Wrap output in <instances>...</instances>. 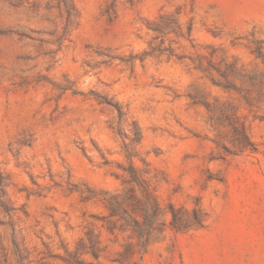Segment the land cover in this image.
I'll return each instance as SVG.
<instances>
[{
    "label": "rangeland",
    "instance_id": "374dc122",
    "mask_svg": "<svg viewBox=\"0 0 264 264\" xmlns=\"http://www.w3.org/2000/svg\"><path fill=\"white\" fill-rule=\"evenodd\" d=\"M15 250L264 264V0H0V264Z\"/></svg>",
    "mask_w": 264,
    "mask_h": 264
},
{
    "label": "trees",
    "instance_id": "16d2710c",
    "mask_svg": "<svg viewBox=\"0 0 264 264\" xmlns=\"http://www.w3.org/2000/svg\"><path fill=\"white\" fill-rule=\"evenodd\" d=\"M131 180L137 181V176L134 173V169L130 171ZM136 202V201H135ZM134 201L129 203L130 210L132 212H139L137 205H132ZM153 208V216L161 214V210L155 204ZM168 210L170 212L171 219L169 221L171 229L175 231H183L190 229L192 227H202L204 225V218L202 210L198 207H193L190 211H186L182 208H176L173 205L169 204ZM122 214L126 216L127 225L131 228L132 232L136 233L140 241H145L149 238L151 234V226L147 213H141L142 220H138L135 217H132L127 212L126 208H122ZM17 256V264H31L27 255L21 253L20 251L15 250ZM95 254V253H94ZM97 257V255H94Z\"/></svg>",
    "mask_w": 264,
    "mask_h": 264
}]
</instances>
